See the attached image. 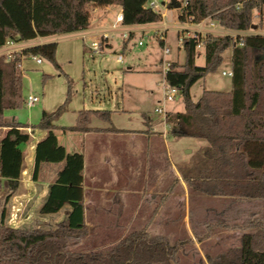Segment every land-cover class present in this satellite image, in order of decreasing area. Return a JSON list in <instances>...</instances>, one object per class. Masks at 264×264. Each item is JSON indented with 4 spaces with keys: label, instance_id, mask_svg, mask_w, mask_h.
I'll return each instance as SVG.
<instances>
[{
    "label": "trees",
    "instance_id": "obj_1",
    "mask_svg": "<svg viewBox=\"0 0 264 264\" xmlns=\"http://www.w3.org/2000/svg\"><path fill=\"white\" fill-rule=\"evenodd\" d=\"M178 1V18L183 22L198 23L209 18L221 27L246 31L252 29L255 10L261 21L264 17V0ZM147 2L0 0V46L9 39L20 42L86 29L90 25V5H118L123 12L124 25L160 21L162 13ZM159 41L164 45L162 38ZM181 46L185 50V60L183 63L170 62L164 81L179 88L184 110L167 111L165 121L174 136L201 137L208 141L190 165L178 167L181 178L189 191L198 195L264 201V58L255 60L253 57L256 49L264 47V35L199 33L184 36ZM199 46L204 50V64L197 63ZM229 47L232 48V89H204L195 100L191 87L218 69L223 61L222 53ZM56 50L57 42L48 41L25 47L11 59L0 55V126L9 127L0 140V189L9 197L20 183L24 166L21 144L30 138V133L24 130L30 125L6 120L4 111L22 103L23 58L37 55L59 68ZM71 92L69 79L64 102L52 111L43 110L40 121L31 126L47 131L36 144L33 179H45L44 171L55 174L40 212H57L66 203L71 210L64 220L48 228L8 225L2 212L0 264H179V251L193 240L192 237L172 240L166 234L152 233L148 228L150 221L127 232L109 250L75 248L90 232L85 221L84 158L81 152L67 151L54 132V121L66 110ZM93 116L109 121L110 110L82 108L76 124L63 128L91 130L89 122ZM107 130L122 131L114 126ZM179 179L175 177L161 194L159 205L150 217L166 201ZM213 225L243 231L237 246L216 254L207 253L209 264H264V216L251 215L241 224L224 219L213 223L205 221L207 233L196 231L194 236L199 241L204 240Z\"/></svg>",
    "mask_w": 264,
    "mask_h": 264
},
{
    "label": "rangeland",
    "instance_id": "obj_2",
    "mask_svg": "<svg viewBox=\"0 0 264 264\" xmlns=\"http://www.w3.org/2000/svg\"><path fill=\"white\" fill-rule=\"evenodd\" d=\"M95 6L97 5L89 6L92 21H94V17L97 19L100 17L101 8L97 7L95 12ZM116 7L119 6L110 7L112 19H115ZM161 9L166 15H162L160 21L148 23L144 30H136L134 35L127 33L126 37L121 36L122 24L111 35L113 48L105 47L102 54L88 47L91 38L87 36L86 39H83L80 34H73L56 37L58 42L56 60L59 68H56L45 58H42V62L38 64L34 58L24 57L23 66L25 69L21 79L22 103L18 107L7 108L4 112L14 116L23 124L35 125L41 119L42 112L45 110L44 106L52 108L60 97L63 98L61 103L64 102L70 79L71 98L64 114H61L63 118H68L73 114L69 105L82 104L84 101L86 108L110 110V122L112 121L117 126L138 128L139 125L144 124V120L151 118L153 121L156 120L158 128L167 129V184L169 185L175 177H178L170 169L173 168L171 164L175 163L177 168L179 166L186 168L196 159L199 148L207 145L208 141L201 137L172 135L164 115L159 114L156 110L159 107H163L166 112L184 110L180 94L174 99L165 98L163 67L165 63L172 61L184 62L185 50L178 37L182 33L185 34L180 30L181 27L191 23L179 20L180 7H174L172 0H165ZM257 13L258 11L255 10L252 20L258 25L257 29L262 30L264 29L263 24ZM113 22L108 20L105 25L109 27ZM164 23L168 25V29L164 33V45H162L159 41L161 32L158 29L162 28ZM226 29L233 31L229 28ZM129 37L131 38L129 39ZM139 41L142 43L139 44ZM123 45L125 46L123 47ZM166 47L170 49L169 52H165ZM198 50L200 53L197 63L204 64L203 48L199 46ZM119 53L123 55L122 62L117 60ZM222 55L223 61L218 69L200 78L191 87L194 99H197L204 89L224 91L232 89L231 76L222 74L223 70L228 71L231 67L232 48H227ZM253 57L255 60L264 58V47L256 49L253 52ZM30 94L37 95L39 98L34 106L28 105L26 102ZM57 121H59V117L56 119ZM178 172L181 177L179 170ZM161 187L162 190H154L155 193L153 192L151 198L143 199L145 205L157 200V196L160 199L159 191L164 193V186ZM138 197L144 198L145 192ZM147 206L150 207V205ZM162 206L164 214H160L159 207L152 217H143V213L149 214L151 208L139 209V217L135 218L134 223L116 224L115 218L110 215L105 216L104 219L102 217L94 219L89 227V234L75 248L79 250H109L121 236L130 230L140 228L149 221L152 223L158 219L154 224L149 225L150 229L153 228L152 231L166 233L172 240L194 237L179 251V264H209L205 255L207 253L216 254L229 247L237 246L243 229L213 225L209 236L205 240L199 241L194 234L196 231L207 233L208 230L204 226L205 221L213 223L217 219H224L229 223L241 224L251 215L264 216V201L198 195L191 193L186 183H182L181 179L178 183L175 182L168 193L166 203H163ZM19 207L18 200L7 196L4 190L0 191V215L4 212L5 222L8 225L55 227L48 223L51 222L50 220L42 223L39 218H34L27 223L21 222L22 217L31 208L27 205L19 212L17 209ZM130 210L133 209L130 208ZM30 212L34 216L37 215L35 208H32ZM21 215L22 217H20ZM15 216L16 219H14Z\"/></svg>",
    "mask_w": 264,
    "mask_h": 264
},
{
    "label": "crops",
    "instance_id": "obj_3",
    "mask_svg": "<svg viewBox=\"0 0 264 264\" xmlns=\"http://www.w3.org/2000/svg\"><path fill=\"white\" fill-rule=\"evenodd\" d=\"M111 6L113 5H100V17H98V19L94 17V21L90 19V25L86 29L71 33L38 36L33 39L20 41L17 45L20 49H23L25 47L48 41H56V37L58 36L81 33H86L87 36L92 39L101 31L112 30L110 26L108 27V25H105V22L108 23V20H115L112 19V12L110 11ZM97 7L99 6L94 7L95 12L96 9H98ZM116 8L117 11L115 13L117 14L120 12L121 7ZM116 14L114 18L116 17ZM147 24L148 23L132 25L123 24V27H121L120 30H126L134 35L136 30H144ZM188 25L191 26L190 28L196 26L195 23H188ZM224 30L228 31L225 28ZM244 32L264 35V29L259 30L257 28H252L250 31L246 30ZM112 34L113 32L111 35ZM105 47L113 48L112 36L105 41ZM200 47L202 48V46ZM5 48L6 47L4 46L0 47V55H4L3 49ZM23 62L24 58L21 63L24 71L25 68ZM62 100L63 98L60 97L52 108L44 106L45 110L52 111L56 109L57 105L61 104ZM35 103L31 106H34ZM68 107L72 109L73 114L68 118H63L62 115L59 116V121H54V124L56 125L54 132L57 135L59 143L62 144L67 151L81 152L83 154V184L86 206V223L91 227L94 219L97 220L100 217L104 219L105 216L109 215L115 218L116 224L134 223L135 218L139 217L138 210L145 207L151 209L149 214L143 213V217H150L154 209L159 205L160 199L157 196V200H154L151 203L148 202L146 205L143 202V199L151 198L154 190H162V185L164 186V192L168 187L167 129L158 128V123L155 122L156 120L153 121L151 118L148 121L144 120V124L139 125L138 128H126L117 126L112 121L110 122V120H102L95 116H93L89 122V127L92 128L91 130L78 131L64 129L63 127L75 125L78 111L82 108H86L84 106V101L82 104L69 105ZM64 112L62 114H64ZM4 118L9 121L19 122L14 116H11L6 112H4ZM166 124L168 126L167 122ZM111 126L122 129V131H108L107 129ZM8 129L9 127L0 126V140L5 136ZM24 130L30 133V138L27 142L21 144L24 155V166L19 186L11 195V198L19 201L20 207L17 208L19 209V212L22 208H26L27 205L31 208L30 210L35 208L37 211V215L35 216L31 214L30 210L24 217L21 215L20 217L24 219V221L22 219L21 222L27 223L31 222L34 218H39L42 223L50 220L51 222L48 223L56 226L60 221L67 217L71 210V206L66 203L57 212L41 213L40 208L49 195L50 182L54 179L55 174L54 172L49 174L48 171H44L43 175L46 176L45 179L40 178L34 180L32 177L35 164L36 144L46 136L47 131L33 128L31 126L24 127ZM171 165L173 168L170 169L179 177L180 174L175 163H172ZM179 178L181 179V182L185 184L183 179L181 177ZM1 190L2 189H0V191ZM143 192H145V197H138L141 196ZM159 192L162 194V191ZM164 203H166V201ZM147 205H150V207ZM130 208L133 210H130ZM162 208L163 206L160 205L161 215L164 214ZM16 216L14 219L17 218ZM156 220L150 223V225L154 224ZM149 230L152 233L166 234L152 231L153 228L150 229V227ZM191 237L194 239L193 236Z\"/></svg>",
    "mask_w": 264,
    "mask_h": 264
},
{
    "label": "built area",
    "instance_id": "obj_4",
    "mask_svg": "<svg viewBox=\"0 0 264 264\" xmlns=\"http://www.w3.org/2000/svg\"><path fill=\"white\" fill-rule=\"evenodd\" d=\"M165 0H148L147 5L150 6L151 8L160 11L162 13L163 16H165L166 14L162 12V5H164ZM258 16V13H257ZM123 12L122 9L120 10V12H118L116 14L115 20L113 22V24L110 26L112 30H104L101 31L97 36H95L94 38L91 39L90 44H88V47L93 49L94 51L98 52V53H104V48H105V41L110 38L111 33L113 31H115L116 29H118L123 23ZM196 26L194 28H190L191 26H189L188 24L184 25L183 27H181V31L185 32L182 33V35H180L179 41L180 43L182 42V39L184 36H189V35H196L199 33H214V34H230V35H236V34H244V31H237V30H233V31H225L224 27L219 26L214 20L211 19H203L198 23H195ZM262 24L264 26V17L262 19ZM168 29V25L166 23H164L163 27L158 29L161 32V36L160 38H162L164 40V33L166 32V30ZM226 29V28H225ZM127 33H129L128 31H121V36L126 37ZM81 37L83 39H86L87 34L86 33H81L80 34ZM18 42L9 39L6 41L5 44L1 45L0 47L4 46L6 47L5 49H3V53L4 55L7 57V59H11L15 56L16 52H20L22 49L19 48V46L17 45ZM142 41H139V44H141ZM165 52H169L170 49L168 47H166ZM30 57L34 58L36 63H41L42 62V58L40 56L37 55H30ZM117 60L118 61H123V55L121 53H119L117 55ZM170 66V63H165L164 64V73L168 70ZM222 74H227L232 76V70L229 69L228 71L223 70ZM178 94H180V90L177 86H171L165 83V91H164V95L166 99H174ZM39 98L37 95H29L27 98V104L28 105H33L36 101H38ZM157 112L159 114H163L164 118H165V114L166 111H164L163 107H159L156 109Z\"/></svg>",
    "mask_w": 264,
    "mask_h": 264
},
{
    "label": "water",
    "instance_id": "obj_5",
    "mask_svg": "<svg viewBox=\"0 0 264 264\" xmlns=\"http://www.w3.org/2000/svg\"><path fill=\"white\" fill-rule=\"evenodd\" d=\"M172 4H173L174 7H180V2L178 0H172ZM251 28H257V24L253 23L251 25Z\"/></svg>",
    "mask_w": 264,
    "mask_h": 264
}]
</instances>
